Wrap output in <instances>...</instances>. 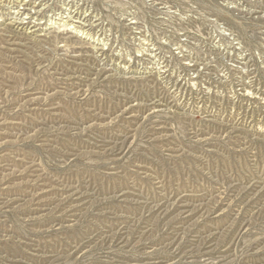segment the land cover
Returning <instances> with one entry per match:
<instances>
[{
    "label": "rangeland",
    "instance_id": "1",
    "mask_svg": "<svg viewBox=\"0 0 264 264\" xmlns=\"http://www.w3.org/2000/svg\"><path fill=\"white\" fill-rule=\"evenodd\" d=\"M0 264H264V0H0Z\"/></svg>",
    "mask_w": 264,
    "mask_h": 264
},
{
    "label": "bare ground",
    "instance_id": "2",
    "mask_svg": "<svg viewBox=\"0 0 264 264\" xmlns=\"http://www.w3.org/2000/svg\"><path fill=\"white\" fill-rule=\"evenodd\" d=\"M65 11H66V10H65ZM35 12H36V11H35ZM62 14H63V13H62ZM35 15H36V14H35ZM67 15H68V13H67ZM58 16L60 17L61 15H58ZM64 18H65V16H64ZM21 19H22V18H21ZM60 19L62 20V19H63V16H62V18H58V17H57L56 20L59 21ZM47 21H48V20H47ZM131 23H132V22H131ZM18 24H19V23H18ZM39 24H40V23H39ZM60 24H61V23H60ZM133 24H134V23H133ZM135 26H136V25H135ZM36 27H37V26H36ZM38 28H39V27H38ZM227 42H228V41H227ZM220 44H221V43H220ZM220 51H221V50H220ZM137 55H138V54H137ZM170 208H171V206H170ZM151 210H152V209H151ZM139 259H140V258H139ZM132 262H133V261H132Z\"/></svg>",
    "mask_w": 264,
    "mask_h": 264
}]
</instances>
